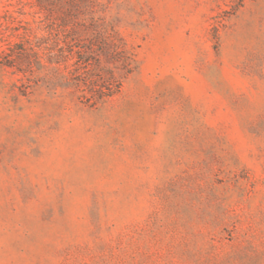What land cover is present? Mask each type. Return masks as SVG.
Returning a JSON list of instances; mask_svg holds the SVG:
<instances>
[{
  "label": "rangeland",
  "instance_id": "1",
  "mask_svg": "<svg viewBox=\"0 0 264 264\" xmlns=\"http://www.w3.org/2000/svg\"><path fill=\"white\" fill-rule=\"evenodd\" d=\"M0 264H264V0H0Z\"/></svg>",
  "mask_w": 264,
  "mask_h": 264
}]
</instances>
